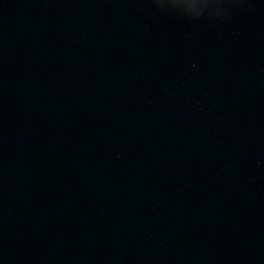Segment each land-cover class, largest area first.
I'll list each match as a JSON object with an SVG mask.
<instances>
[{
	"label": "water",
	"instance_id": "obj_1",
	"mask_svg": "<svg viewBox=\"0 0 264 264\" xmlns=\"http://www.w3.org/2000/svg\"><path fill=\"white\" fill-rule=\"evenodd\" d=\"M0 0V264H264V0Z\"/></svg>",
	"mask_w": 264,
	"mask_h": 264
},
{
	"label": "clouds",
	"instance_id": "obj_2",
	"mask_svg": "<svg viewBox=\"0 0 264 264\" xmlns=\"http://www.w3.org/2000/svg\"><path fill=\"white\" fill-rule=\"evenodd\" d=\"M240 3V0H229V5H235ZM162 6V0H156L155 3V7L159 8ZM170 6L171 7H177V6H181V7H197L198 5L191 3V4H180L178 3V0H170Z\"/></svg>",
	"mask_w": 264,
	"mask_h": 264
}]
</instances>
